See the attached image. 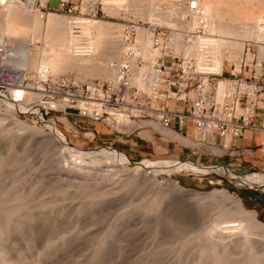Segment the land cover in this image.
<instances>
[{
    "label": "rangeland",
    "instance_id": "374dc122",
    "mask_svg": "<svg viewBox=\"0 0 264 264\" xmlns=\"http://www.w3.org/2000/svg\"><path fill=\"white\" fill-rule=\"evenodd\" d=\"M191 1L171 0V3L173 2L178 8H182L188 4V2L191 4ZM202 1L204 0L200 1L204 3L202 4L204 6L200 7L201 9L206 7L205 5L207 3V6L209 5L208 7H210L211 5L214 6L218 1L219 3L217 5L220 8L218 10H221V14L227 17L230 16L228 14L229 11L234 14L235 10L237 8L239 9V7L235 8L231 5V7L235 9L232 11L230 7V4H234L233 2L236 0H230L231 2L228 0H205L206 3ZM263 1L264 0H237L238 3H236L238 5L240 4L243 9H246L244 8L246 5H248V8L255 6L258 8L261 7L260 9L264 12ZM58 7L59 0H50V9L56 10ZM229 7L231 10L228 11ZM0 8L2 9V5H0ZM141 8L145 7L142 6ZM214 8L215 7H213V9ZM37 9H39L38 12H40L41 15H47L52 11L41 6H38ZM238 9L236 11L237 16H242L243 14L248 15V12H245L247 9H240L239 11ZM196 10H193L192 13L194 11L196 12ZM195 12L193 14L190 13V11L188 13L179 14L181 21H179L181 23H179V26L183 28V31L188 28L186 27V23L191 21L190 19L196 14ZM125 14L126 15L113 16L105 12V14H101L99 20L115 22L122 25L125 21L133 20L141 24L146 23L147 25L159 27L146 18H137L136 20L133 13H128L129 15L127 13ZM181 17L183 19H181ZM261 23H264V20ZM160 27L166 28V26ZM166 29L170 28L167 27ZM87 37L84 36L81 38L83 44L88 45L92 40L89 41ZM36 40H33L31 45L34 51L45 44H42L40 40ZM249 47L252 51L249 61L252 62L254 58L259 56V47L257 44H249L246 50ZM213 51L218 52V49L214 48ZM233 53L234 51L230 49L226 55L227 59L225 60L224 71V76L226 77L228 73L233 71L236 67L231 59L228 60L234 55ZM253 55H255V57ZM11 69L15 70L14 68ZM14 72L17 75V71L15 70ZM61 73L62 72L55 74L45 70L42 72L29 70L24 72V85L25 87L34 88L37 86L36 83L39 80H45L52 76H69L77 83H86L93 80H102L104 78L102 76H96L95 79L91 77V79L83 80L79 77L77 71L71 69ZM23 81L20 82V85L23 84ZM23 106V108H13L10 102H0V163L2 162L0 164V201L2 203L0 202V204L8 210L9 208H13L14 205H17V207L23 206L22 204L24 203L22 202L25 201V207L28 208L30 206L29 209L32 207L30 211L36 209L37 212L41 213L37 205L40 206L42 202L45 204L46 201L47 206L49 205L48 211L45 210L43 213H51L52 215L55 213L59 218L56 219V216L46 214L48 215V222L51 223L52 227L54 226L53 234L49 238L45 233L46 228L42 225L39 224L38 226L37 224V229L33 226H29L31 230H23L27 227L25 224L22 229H13V232L11 231L9 235H6L8 238L9 236L12 239L14 238L10 240L4 235L3 231L6 228L5 224L1 222L4 226H0V238L3 239L4 237L2 238V235L5 236L2 242L6 243H1V246L3 247L4 245V248L2 251V247H0V253L2 254H0V264H92V261L95 259L98 261L95 260L94 263L97 262L96 264H180V262H182L181 264H249L246 262L248 249L244 247L245 244H248V246L253 249L255 248L254 251L256 254L264 258V239L256 233L249 234L245 232L244 228L242 229V223L238 220H234V224L225 222L228 221L227 219L231 218H229V216L221 217L219 213L220 209L216 205L209 204L205 206V209L198 208L192 206L193 204H188L185 201H181V199H177L175 195L162 198L159 194L161 191L160 183L170 180H178L182 187L201 192H210L213 189H226L232 194L237 195L242 200L247 210L255 211L258 219L264 223V212L260 210L262 205L253 203L247 204L245 200L241 198L244 192H252L254 189L264 190L263 188L259 186H242L245 185L243 178L237 180L233 175L217 171H210L209 173L207 172V174L196 173L194 171V173H190V171L170 173L163 171L162 166L164 164L173 163L162 161L164 159L192 163L193 161H190L187 157L185 160L180 159L177 154L181 151V147L176 146L170 147L173 149L171 152L166 150L167 148H157L155 154L138 155L137 158L133 160L132 155L126 154L117 146H113L114 144H107L103 139L101 141V136L93 140L92 134L89 130L85 131L86 129L81 124V118L77 116L75 112L62 114L53 111L45 117V120H42L41 114L37 111V108L30 110L28 107H25V105ZM260 111L264 113V101L260 102ZM257 117H259V114ZM21 123L31 126V129L33 128L34 130H31L30 133L26 131V133L23 128L21 129ZM49 125L54 126L65 136L73 152L67 153L63 149H59L52 136H47L51 132ZM91 130H93V128H91ZM37 131L40 134H38ZM107 149H112L115 152L123 154L124 157L130 161L132 166L133 164L146 160L155 162L152 170L149 169L152 171L153 179L145 178L142 174L131 176V173L124 172L119 168L103 166V164L94 165L93 163L95 162L98 163L103 161L102 154H104ZM201 150L202 148L199 149L191 146L186 150L191 154V157L188 158H199L201 162H195L196 165L203 163L207 166L217 165L208 162L213 156L205 150ZM205 157L208 158L207 161L204 160ZM82 160H84V162H82ZM239 162H241V160ZM231 164V162H228V164L222 166L232 170L230 167ZM131 165L129 167H132ZM241 168L242 166L237 168L236 171H232L235 172L236 175L241 176L260 172V170L255 167L250 168L247 172L240 170ZM135 180L136 182H134ZM154 180H156L159 185L155 184ZM85 188L87 190H85ZM102 198L106 200L104 201ZM259 198L262 199L264 197L261 195ZM48 202L53 203V205L55 202V205L52 206ZM94 206L95 208H93ZM148 206L152 207L149 208ZM226 206L229 207L227 208ZM225 207L231 211L233 209L231 203L225 204ZM133 209H136V212L131 215L132 217L125 216L123 218L121 216L123 213L125 215L128 212H132ZM50 210H53V212ZM146 211H149L148 214L152 212L150 215H147L149 216L148 221L144 218V213ZM166 213L168 215H166ZM160 215L164 216L161 217ZM127 218L129 219L127 220ZM20 219L22 220V218H17V220L21 221ZM53 221L55 225L52 224ZM239 222L241 226H238ZM39 227H42V229L44 228V230L41 231L42 229ZM110 227H113L112 231L115 229V235L108 240L105 246L106 248L102 250L99 254L100 256L93 259L92 256L99 247L98 244L100 245L102 239L107 236V232H111ZM35 229L37 230L36 233ZM24 231H27L26 233L28 234H25ZM33 231L35 235H39L33 236ZM49 240L53 241V247L50 249L48 255L43 256L42 252L45 251L44 246L46 247ZM62 240H64V242ZM191 240L194 241L193 244ZM26 241L33 242L32 244L31 242L28 244ZM216 241L218 243H216ZM213 243H216V247ZM183 244L185 246H183ZM219 244H224L223 246L225 247ZM212 247H214L216 252H214ZM204 248L206 252L203 251ZM237 249L239 252H236ZM225 251L228 252L229 255ZM19 254L20 256H17ZM202 255L204 257H202ZM234 255L235 257H233ZM217 256L219 259H217ZM242 256L245 259H243ZM241 259L242 261H240Z\"/></svg>",
    "mask_w": 264,
    "mask_h": 264
},
{
    "label": "bare ground",
    "instance_id": "6f19581e",
    "mask_svg": "<svg viewBox=\"0 0 264 264\" xmlns=\"http://www.w3.org/2000/svg\"><path fill=\"white\" fill-rule=\"evenodd\" d=\"M49 1L50 0H0V5H2V9L0 8V45L11 43L14 46L12 49H9L6 51V55L3 59L4 66L7 68H14L17 71V76H18V79L20 80L19 82L23 81L24 72L29 71V70H36L38 72H42L43 70H45L49 73L58 74L60 72L63 73V71L71 69V70L77 71L79 73V77H81V79L83 80H88L89 78L91 79V77H94L95 79L96 76L104 77L102 80L111 78L114 75V71L111 68V62L119 59L121 54L124 52V48L120 41L122 32L124 30V25L115 23V22L113 23L110 21L68 16L66 14L57 13L54 11H50L47 15H44V14L41 15V13L38 12L39 10L37 9L38 6L47 7ZM104 1H105L104 10L108 15L121 16L123 14L126 15L125 13L127 14L133 13L135 15L133 16L136 18V20L137 18L139 19L146 18L157 26H166V28L169 27L170 30L173 31L174 41H175L173 48L175 49L177 53L192 54L198 57L199 60L201 59L200 57L202 53L209 54L211 58L213 59L212 70L218 73H222L223 71H225V60L227 59L226 55L230 49L234 51L233 53L234 55H232L228 60L231 59L235 63L234 65L236 66V69H237V70L235 69L236 72L243 71L244 63L249 61V57L251 54L248 53L246 50V47L249 46V44L258 45L259 47L258 57H259L260 62L264 58V23H261L264 20V12H262L263 10L260 9L261 7L258 8L255 6V7L248 8V5H246L247 7L246 6L244 7L247 9L246 10V9H243L240 6V4L239 5L237 4L238 3L237 0L236 1L234 0L235 1L233 2L234 4H230V7L231 5L234 6L235 8L239 7V9L237 8L238 11L240 9L246 10L245 12H248V15L243 14L242 16H237L236 15L237 9L235 10L234 7H231L232 11L235 10V13L232 14V12L229 11L231 10V8L229 7V9L228 8L227 9L229 11L228 14L230 16L227 17L226 15L221 14L222 13L221 10L220 11L218 10L220 9L219 6L217 5L219 3L218 1L216 3L214 2L215 3L214 6L210 4L211 8L208 7L209 5L207 6L208 4L207 3L205 5L206 7H204L205 9L200 8L204 6L202 5L204 3L200 2L201 0H192V1L190 0L191 1L190 7L187 8V6L186 7L183 6L185 9L183 7H182L183 9L180 7L178 8V6L175 5V3L173 2L171 3V0H104ZM228 1L231 2L232 0L231 1L228 0ZM202 2H205V0ZM142 6H144L145 8H141ZM213 7L215 8L213 9ZM192 9L193 10L197 9L196 12L194 11L196 14H194L193 16L191 15L192 16L190 19L191 21H189V23H186L187 25L186 27L188 28L184 29L183 31V28L179 26V23L181 22L179 18L180 16L179 14L188 13L189 11L190 13H192L193 11ZM181 19L183 18L181 17ZM186 31L192 32L194 34V38L191 39L190 41H186L185 39ZM145 35H146V30L141 26L140 36L142 37V39H144ZM84 36L86 37L88 36L87 38L89 39V41L92 39L88 45L83 44L81 42V38ZM36 39L40 40L42 44L45 43L44 45L46 46L44 45H42L41 47L37 46L38 47L37 50L35 51L32 50L31 48L32 42L33 40H36ZM214 48H217L218 52L213 51ZM143 53H144V56L151 61H153L154 58L157 56L156 52L151 48V42H150L149 36L147 37L145 41ZM13 92L16 94L15 101L13 100L14 102H10V105L13 108H19V107L23 108L24 107L23 105L27 107V104L30 103V101L33 100L34 98L32 95V92L27 91V90H21L20 88H17V89H13ZM20 125H21V129L23 128L25 132L27 131L28 133H30L31 130H34L33 128L31 129V126L23 125L22 123ZM49 127H50L51 132L47 136H52L54 142L58 145L59 149H63L67 153L73 152V149L70 148L69 143L67 142L65 136L61 134L54 126L49 125ZM168 135L171 138H174V139L177 138V140L180 141V143L182 144H186V145L194 146V147L197 146L195 145V142L190 139L189 140L183 139L174 133H168ZM209 149L211 150V148ZM215 155H218V154H215ZM102 156H103V161L98 162V163L95 162L93 164L94 165L103 164V166L112 167V168L115 167V168L121 169L124 172L131 173L132 174L131 176L135 174H142L145 178L147 177L148 179H153L151 170L155 162L146 160L144 162L133 164L132 166L130 161L126 159L123 154L119 152H115L112 149H107L104 152V154H102ZM162 161L173 162V163H166L162 166L163 171H167L169 173L190 171V173L196 172V173H206L207 174V172L209 173L210 171L220 172V170H223V169L227 170L223 166L216 167L212 165L207 166L204 164L196 165L195 162L193 163L182 162V161L178 162V160H172V159H164ZM82 162H84V160H82ZM130 165L132 167H129ZM225 173H228L229 175H233L235 179L237 178V180L240 179V177L236 175L235 172L233 171L225 172ZM137 176H140V175H137ZM243 179H244L245 185L264 186V175L260 176L255 173H250L246 175ZM134 182H136V180ZM154 183L158 184L156 180H154ZM160 186H161V191L159 194L162 198H167L169 197V195H175L176 198L181 199V201H185L188 204H193L192 206H195L198 208H204V209H205V206L209 204L216 205L220 209L219 213L221 217L229 216V218H231V219H227L228 221H225V222L234 224V220H238L242 223V229L244 228L245 232L249 234L256 233L257 235H259L260 237L264 239V223L258 219L257 213L253 210H247L244 207L242 200L237 195L232 194L230 191L226 189H213L210 192H201V191H197L194 189H187V188L182 187L178 180H170L166 182L164 181L163 183H160ZM78 189H81V188H78ZM85 190L87 189L85 188ZM103 200L105 201L106 199H103ZM22 203H24L22 204L23 206L18 205L19 207H17V205L16 206L14 205L13 208H9L10 210L9 209L7 210L6 208H4L2 204H0V223L2 222L3 224H5V228H6L3 231L4 235L5 236L9 235L13 229L15 230L22 229L24 227L23 225L25 224L27 225L28 228L26 227L23 230H26V229L31 230L29 226H33L36 228L40 224L44 228H46L45 233L47 234L48 238L51 237L53 234L54 226L52 227L51 223L48 222V215L46 214H50V215L52 214L43 213V211L45 212V210L48 211L47 209L49 205L47 206L46 204L47 202L45 201V204L42 202L41 204L42 206L37 205L39 208L38 210H40L41 213L37 212L36 209L33 211H30L32 207L29 209L30 206L28 208L24 206L25 201ZM227 203H231V205L233 206L232 211L227 209L230 205L228 207L226 206L227 208L225 207V204ZM50 204L54 206L55 202H54V205L53 203H50ZM148 207L151 208L152 206H148ZM93 208H95V206ZM50 211L53 212V210H50ZM135 212H136V209L135 210L133 209L132 212H128L125 215L123 213L124 216L123 215L121 216L123 218L125 216L129 217ZM148 213L149 211H146L144 213L145 214L144 218L146 221L149 220V216L147 215H150L152 212L150 214ZM54 214L55 213H53L52 216L57 215V214L55 215ZM166 215L168 214L166 213ZM160 216L163 217L164 215L163 216L160 215ZM18 217L22 218L23 221L21 219H20L21 221L17 220ZM54 218H51V219H54ZM58 218L59 217H57L56 219ZM232 218H235V219H232ZM128 219L129 218H127V220ZM2 223L0 226L3 225ZM239 223H238V226H241V223L240 224ZM52 224L55 225V222L53 221ZM44 228L42 229L41 227L40 228L42 229L41 231H43ZM112 228H111L110 233L108 232L106 233L107 236L102 239V241L100 242V245L98 244L99 247L97 248L94 255L92 256L93 259L100 256L99 254L102 252L104 248H106L105 246L107 245L108 240L115 235L114 233L115 229H113L114 231H112ZM36 229H35V233L37 232ZM26 232L25 234H28ZM32 233H33L32 234L33 236L39 235V234L35 235L34 231ZM5 236L2 235V238L3 237L5 238ZM245 236H248V235H245ZM6 237L8 238V236ZM4 238L3 239L0 238V247H2L1 243H3L2 240H4ZM8 239L13 240L14 238L12 239L9 236ZM197 239H200V238H197ZM62 241L64 242V240ZM30 242H27V243L30 244ZM52 242L53 241L49 240V242H47L46 244V247L44 246L45 251L42 252L43 256L48 255L50 249H52L53 247ZM193 242L194 241H192V244ZM5 243L6 242H4L3 244ZM216 243L218 242L216 241ZM216 243L215 244L213 243L214 246L216 245ZM183 246L185 245L183 244ZM244 247L248 249V253H247L248 255H247L246 262H248L249 264H264V258L256 254V252L254 251L255 248L254 249L251 248L250 246H248V244H245ZM3 248H4V245L2 247V251H3ZM205 248L203 249V251L205 250ZM212 248L214 249V247ZM213 249H212V252H213ZM181 252L180 254L182 255L183 252L182 253ZM214 252H216L215 249H214ZM236 252H239L238 249L236 250ZM17 256H20V254ZM202 257L204 256L202 255ZM233 257H235V255ZM217 259H219V257ZM243 259L245 258L243 257ZM95 260L97 261V259ZM95 260L92 261L91 259L93 263L95 262ZM240 261H242V259ZM181 263L182 262H180V264Z\"/></svg>",
    "mask_w": 264,
    "mask_h": 264
},
{
    "label": "built area",
    "instance_id": "2783aa9c",
    "mask_svg": "<svg viewBox=\"0 0 264 264\" xmlns=\"http://www.w3.org/2000/svg\"><path fill=\"white\" fill-rule=\"evenodd\" d=\"M104 7V0H59L56 10L50 9V1L45 8L99 20L105 14ZM123 25L120 41L124 52L111 62L114 75L86 83H77L69 76H52L39 80L34 88L25 87L24 81L20 85L15 70L3 63L6 51L14 46L0 45V102H14L13 89L28 90L34 100L27 107L37 108L42 120L53 111L75 112L93 140L101 136L95 129L100 125L126 142L137 138L148 144L191 147L168 135L174 133L194 141L197 148L212 156L216 155L209 148L219 151L218 156L231 160L233 171L241 167L239 161L246 150L235 148L234 141L242 139L248 130L264 132V125L256 120L264 101V58L245 62L243 71L236 72L235 67L226 77L224 71L212 70L209 54L202 53L199 60L192 54L177 53L170 29L133 20ZM141 26L146 30L144 39ZM148 36L157 52L153 61L143 53ZM193 38L192 32H185L186 41ZM247 52L251 54L250 47Z\"/></svg>",
    "mask_w": 264,
    "mask_h": 264
},
{
    "label": "crops",
    "instance_id": "0c3cea01",
    "mask_svg": "<svg viewBox=\"0 0 264 264\" xmlns=\"http://www.w3.org/2000/svg\"><path fill=\"white\" fill-rule=\"evenodd\" d=\"M261 111L259 110V117H257V123L264 125V116H263L264 113H262ZM95 129H97V131H99L101 133V138H100L101 141L103 139L104 142L107 144H111V145L114 144L113 146H117L120 150H122L126 154L132 155L133 160H135L138 155H143V154L144 155H148V154L153 155L157 151V148L158 149H162V148L166 149L167 148L166 150H168L170 152L173 151V149L170 148L166 144H162V145H156V144H150V143L148 144V143H144L143 141H141L137 138H133V139L129 140L128 142L117 139L112 134H110V132L108 130H106L103 126H100V125H96ZM233 146L235 148H244L246 150L245 155L241 159L242 168L240 170L247 172L250 168L255 167V168L260 170V172L255 173V174H258L260 176L264 175V154L262 152V146H264V132H254V131L248 130L242 139H240L238 141H234ZM180 150L181 151L178 152V154H177V156L180 159L185 160L187 157V159H189L190 161H193L196 163L201 162V161H199V158H197V159L196 158H192V159L188 158V157H191V154H189V152H187L186 149L181 148ZM212 152L214 154H218V155L220 154L219 151L214 152L212 150ZM218 155L213 156L209 160L207 157H205L204 160H206V161L208 160V162H210L211 164L224 165V166L226 164H228V162L230 163L231 160L228 157H222V156H218ZM224 168H226V167H224ZM226 169L227 170H224V169L220 170V172L225 173V172L232 171L229 168H226ZM228 170H230V171H228ZM238 176L240 178H244L246 175H243V176L238 175ZM242 186H244V185H242ZM259 187L264 188V186H259ZM254 193H257L259 195L254 197L253 196ZM244 195H245L244 200L247 204H251V203L261 204L262 208H260V210H261V212H264V198H262V199L259 198L261 195L264 197V190L254 189V191H252V192H244Z\"/></svg>",
    "mask_w": 264,
    "mask_h": 264
},
{
    "label": "trees",
    "instance_id": "16d2710c",
    "mask_svg": "<svg viewBox=\"0 0 264 264\" xmlns=\"http://www.w3.org/2000/svg\"><path fill=\"white\" fill-rule=\"evenodd\" d=\"M258 195H259V194H257V193H254V194H253L254 197H256V196H258ZM241 198L244 200V199H245V195H244V194L241 195Z\"/></svg>",
    "mask_w": 264,
    "mask_h": 264
},
{
    "label": "water",
    "instance_id": "95a60500",
    "mask_svg": "<svg viewBox=\"0 0 264 264\" xmlns=\"http://www.w3.org/2000/svg\"><path fill=\"white\" fill-rule=\"evenodd\" d=\"M257 190V189H256Z\"/></svg>",
    "mask_w": 264,
    "mask_h": 264
}]
</instances>
